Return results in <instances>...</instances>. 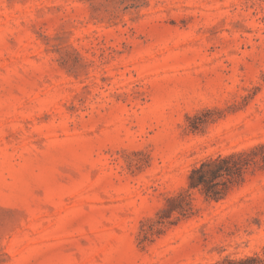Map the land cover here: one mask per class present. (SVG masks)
<instances>
[{"label":"rangeland","instance_id":"374dc122","mask_svg":"<svg viewBox=\"0 0 264 264\" xmlns=\"http://www.w3.org/2000/svg\"><path fill=\"white\" fill-rule=\"evenodd\" d=\"M260 146L264 0H0V264H264V148L157 224Z\"/></svg>","mask_w":264,"mask_h":264},{"label":"trees","instance_id":"16d2710c","mask_svg":"<svg viewBox=\"0 0 264 264\" xmlns=\"http://www.w3.org/2000/svg\"><path fill=\"white\" fill-rule=\"evenodd\" d=\"M264 147L253 148L249 152L243 151L226 156L208 158L197 166H194L187 175V188L174 196L167 198V208L158 215V225L177 224L181 220L190 219L194 216L191 191H197L205 201L218 202L223 200L233 187L244 181L246 172L258 165V157L255 151ZM264 163V158L260 157ZM175 216V221H171ZM215 264H262L258 258H246L231 260L225 258Z\"/></svg>","mask_w":264,"mask_h":264}]
</instances>
